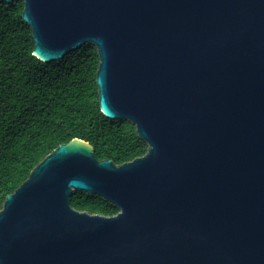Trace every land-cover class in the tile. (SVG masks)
Masks as SVG:
<instances>
[{
    "label": "water",
    "instance_id": "95a60500",
    "mask_svg": "<svg viewBox=\"0 0 264 264\" xmlns=\"http://www.w3.org/2000/svg\"><path fill=\"white\" fill-rule=\"evenodd\" d=\"M22 1L33 56L92 45L99 110L147 151L59 145L5 198L0 264H264V0Z\"/></svg>",
    "mask_w": 264,
    "mask_h": 264
},
{
    "label": "trees",
    "instance_id": "16d2710c",
    "mask_svg": "<svg viewBox=\"0 0 264 264\" xmlns=\"http://www.w3.org/2000/svg\"><path fill=\"white\" fill-rule=\"evenodd\" d=\"M22 10V0L0 2V210L39 162L73 139L88 143L96 160L116 166L147 151L134 126L99 110L96 49L86 44L61 60H38ZM70 205L93 215L118 213L101 197L80 191Z\"/></svg>",
    "mask_w": 264,
    "mask_h": 264
}]
</instances>
